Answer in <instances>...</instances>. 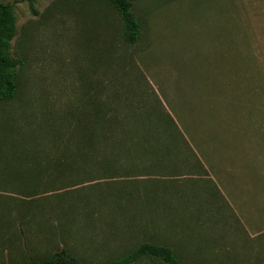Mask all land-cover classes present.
Segmentation results:
<instances>
[{
	"label": "rangeland",
	"instance_id": "374dc122",
	"mask_svg": "<svg viewBox=\"0 0 264 264\" xmlns=\"http://www.w3.org/2000/svg\"><path fill=\"white\" fill-rule=\"evenodd\" d=\"M2 1L24 67L0 103V264L143 242L263 264L264 0H131L135 44L104 1Z\"/></svg>",
	"mask_w": 264,
	"mask_h": 264
},
{
	"label": "trees",
	"instance_id": "16d2710c",
	"mask_svg": "<svg viewBox=\"0 0 264 264\" xmlns=\"http://www.w3.org/2000/svg\"><path fill=\"white\" fill-rule=\"evenodd\" d=\"M109 3L119 13L125 26V39L135 44L141 37V24L135 15L131 0H100ZM33 8V5H32ZM17 33L15 9L12 4L0 0V103L13 100L19 89V76L24 62L12 53V41ZM16 149L12 151L16 160H11L8 167H19L21 158L26 155ZM12 153V154H13ZM14 157V158H15ZM19 161V164L16 161ZM18 172V171H16ZM6 173V172H4ZM20 173V172H18ZM16 175V174H15ZM17 176V175H16ZM25 264H89L72 255L66 249L44 258H30ZM102 264H185L168 245L143 242L120 257L112 258ZM264 264V263H263Z\"/></svg>",
	"mask_w": 264,
	"mask_h": 264
}]
</instances>
